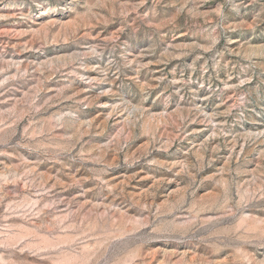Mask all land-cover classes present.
I'll list each match as a JSON object with an SVG mask.
<instances>
[{"label":"rangeland","instance_id":"1","mask_svg":"<svg viewBox=\"0 0 264 264\" xmlns=\"http://www.w3.org/2000/svg\"><path fill=\"white\" fill-rule=\"evenodd\" d=\"M0 264H264V0H0Z\"/></svg>","mask_w":264,"mask_h":264}]
</instances>
